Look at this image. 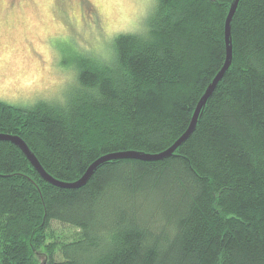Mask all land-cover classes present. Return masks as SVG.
Returning a JSON list of instances; mask_svg holds the SVG:
<instances>
[{
  "label": "trees",
  "instance_id": "trees-1",
  "mask_svg": "<svg viewBox=\"0 0 264 264\" xmlns=\"http://www.w3.org/2000/svg\"><path fill=\"white\" fill-rule=\"evenodd\" d=\"M232 2L156 0L108 60L75 54L66 97L0 100V133L63 181L106 153L169 148L225 63ZM232 39L231 66L170 157L114 159L64 188L0 140V264H264V0L240 1Z\"/></svg>",
  "mask_w": 264,
  "mask_h": 264
},
{
  "label": "rangeland",
  "instance_id": "rangeland-1",
  "mask_svg": "<svg viewBox=\"0 0 264 264\" xmlns=\"http://www.w3.org/2000/svg\"><path fill=\"white\" fill-rule=\"evenodd\" d=\"M5 2L7 9L0 3V100L28 107L66 97L77 82L75 54L108 60L117 34L142 31L156 0ZM52 227L62 237L74 233L58 221ZM44 259L40 254L41 264Z\"/></svg>",
  "mask_w": 264,
  "mask_h": 264
},
{
  "label": "water",
  "instance_id": "water-1",
  "mask_svg": "<svg viewBox=\"0 0 264 264\" xmlns=\"http://www.w3.org/2000/svg\"><path fill=\"white\" fill-rule=\"evenodd\" d=\"M240 1L241 0H233L230 6V9H229V13L226 18L225 40H226L227 54H226L225 63L223 67L221 68V70L216 74L213 80L206 87L204 93L200 97L195 107V110L193 112L188 128L169 148L161 152H156V153H146V152L135 151V150L106 153L104 155H101L95 161H93L80 178L74 181H63V180L57 179L54 176H52L44 168V166L42 165L40 160L37 158L36 154L29 147L27 142L19 135L0 133V140H7V141H10L16 144L24 152V154L30 160L32 165L39 171V173L42 175V177L45 180H47L48 182L54 185L64 187V188H79L85 185L87 181L91 178V176L94 174V172L98 169L99 166H101L105 162H108L114 159L133 158V159H141V160H146V161H155V160H161V159L172 156L177 150V148L180 147L191 136V134L196 129V126L199 122L203 109L206 107L218 83L223 78L226 71L229 69V67L232 64V61H233L232 22L236 14V11L238 9Z\"/></svg>",
  "mask_w": 264,
  "mask_h": 264
},
{
  "label": "clouds",
  "instance_id": "clouds-1",
  "mask_svg": "<svg viewBox=\"0 0 264 264\" xmlns=\"http://www.w3.org/2000/svg\"><path fill=\"white\" fill-rule=\"evenodd\" d=\"M0 3H3V6L5 9L8 8V4L5 2V0H0ZM141 14H143V10L141 11ZM15 15V13H13V16Z\"/></svg>",
  "mask_w": 264,
  "mask_h": 264
}]
</instances>
